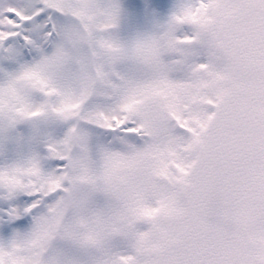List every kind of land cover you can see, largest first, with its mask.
I'll use <instances>...</instances> for the list:
<instances>
[{
    "label": "snow or ice",
    "instance_id": "obj_1",
    "mask_svg": "<svg viewBox=\"0 0 264 264\" xmlns=\"http://www.w3.org/2000/svg\"><path fill=\"white\" fill-rule=\"evenodd\" d=\"M0 264H264V0H0Z\"/></svg>",
    "mask_w": 264,
    "mask_h": 264
}]
</instances>
